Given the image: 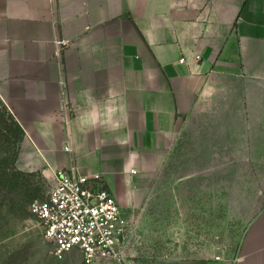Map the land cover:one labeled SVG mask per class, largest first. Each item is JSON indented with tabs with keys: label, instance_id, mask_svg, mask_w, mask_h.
<instances>
[{
	"label": "crops",
	"instance_id": "0c3cea01",
	"mask_svg": "<svg viewBox=\"0 0 264 264\" xmlns=\"http://www.w3.org/2000/svg\"><path fill=\"white\" fill-rule=\"evenodd\" d=\"M0 104L17 168L98 173L127 212L185 138L264 195V0H0ZM174 264H264V208L235 257Z\"/></svg>",
	"mask_w": 264,
	"mask_h": 264
},
{
	"label": "rangeland",
	"instance_id": "374dc122",
	"mask_svg": "<svg viewBox=\"0 0 264 264\" xmlns=\"http://www.w3.org/2000/svg\"><path fill=\"white\" fill-rule=\"evenodd\" d=\"M1 124L0 264H84L74 251L61 259L53 256L30 210L33 201L45 197L51 180L39 169L17 168L20 142ZM196 150L190 139L178 140L143 208L130 211L132 238L125 260L93 264H174L186 256L235 257L240 252L251 221L264 208L262 171L221 166L212 162L211 153Z\"/></svg>",
	"mask_w": 264,
	"mask_h": 264
},
{
	"label": "built area",
	"instance_id": "2783aa9c",
	"mask_svg": "<svg viewBox=\"0 0 264 264\" xmlns=\"http://www.w3.org/2000/svg\"><path fill=\"white\" fill-rule=\"evenodd\" d=\"M193 57L200 59L197 54ZM183 61L184 56L179 59ZM54 175L45 197L30 204L53 256L61 259L74 251L84 264L101 259L124 261L132 238V217L106 188L100 174L84 175L70 166Z\"/></svg>",
	"mask_w": 264,
	"mask_h": 264
},
{
	"label": "trees",
	"instance_id": "16d2710c",
	"mask_svg": "<svg viewBox=\"0 0 264 264\" xmlns=\"http://www.w3.org/2000/svg\"><path fill=\"white\" fill-rule=\"evenodd\" d=\"M3 109V113L1 114V120L2 124L1 125H5V128L7 130H12L14 131V137L16 139V142H20V140L22 139V129L20 127V125L13 119V117L6 111V109L2 106ZM3 115H5V119H3Z\"/></svg>",
	"mask_w": 264,
	"mask_h": 264
},
{
	"label": "clouds",
	"instance_id": "9594fccd",
	"mask_svg": "<svg viewBox=\"0 0 264 264\" xmlns=\"http://www.w3.org/2000/svg\"><path fill=\"white\" fill-rule=\"evenodd\" d=\"M108 111L111 113V112H115L116 109H114V108H110Z\"/></svg>",
	"mask_w": 264,
	"mask_h": 264
}]
</instances>
